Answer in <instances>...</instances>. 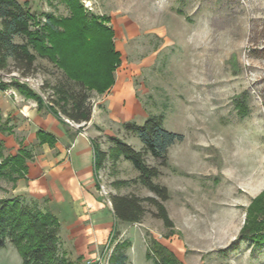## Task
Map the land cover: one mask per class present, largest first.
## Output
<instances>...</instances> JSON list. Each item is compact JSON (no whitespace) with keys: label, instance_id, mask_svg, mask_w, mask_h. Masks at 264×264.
<instances>
[{"label":"rangeland","instance_id":"374dc122","mask_svg":"<svg viewBox=\"0 0 264 264\" xmlns=\"http://www.w3.org/2000/svg\"><path fill=\"white\" fill-rule=\"evenodd\" d=\"M18 1H28L41 23L47 14L72 15L67 0ZM79 2L87 16L111 28L121 55L113 86L103 93L89 92L97 111L92 124L98 131L95 141L108 152L111 137L142 150V141L127 132L124 123L143 125L150 115H162L164 127L183 134L184 140L170 147L167 166L149 153L145 157L160 170L154 181L169 190L164 205L173 228L166 227L156 216L157 208L145 202L140 222L117 220L113 230L109 218L107 226L106 219L92 221L96 227L88 226V239L82 233L86 226L66 223L60 253L71 260L84 255L79 264H109L115 245L125 241L126 264H154L155 255L148 258L147 252L157 241L182 264H264V248L252 255L251 241H237L249 205L264 190V0ZM35 63L40 74L30 78L10 68L0 70L2 95L15 97L11 90L20 81L47 105L59 101L56 88L68 81L65 73L47 58L38 56ZM128 83L136 99L130 96ZM4 84L9 88L5 90ZM2 117L13 125L10 116ZM71 125L77 126L73 121ZM5 136L0 132L4 154L16 153L7 142L18 143L22 137ZM23 139L36 159L45 156L34 138ZM46 154L52 158L51 151ZM138 176L129 160L108 158L100 170L101 185L94 190L102 207H113L111 194L155 196L137 181ZM118 180L129 183L115 186ZM12 185L0 178V197L11 196ZM90 209L79 214L86 224L91 223ZM101 227L107 228L104 235L99 234ZM72 229L77 241L69 239ZM0 264H23L10 241L0 249Z\"/></svg>","mask_w":264,"mask_h":264},{"label":"trees","instance_id":"16d2710c","mask_svg":"<svg viewBox=\"0 0 264 264\" xmlns=\"http://www.w3.org/2000/svg\"><path fill=\"white\" fill-rule=\"evenodd\" d=\"M72 15L57 18L47 14L44 23L36 19L28 1L0 0V70L10 68L23 78L38 72L37 57L47 58L63 70L67 82L56 88L59 101L48 105L50 112L61 122L67 118L85 126L92 118L93 105L89 92L92 89L103 93L115 83L114 72L121 63L120 53L115 50L111 28L87 16L79 0H67ZM16 37H23L21 42ZM33 49V50H32ZM78 87V90L73 88ZM6 90L9 84L2 85ZM14 88L25 98L37 102L38 108L45 105L43 98L27 83L15 81ZM0 114V132L14 133V125ZM82 126V127H83ZM127 132L136 134L143 143L142 150L120 138L111 137L113 145L109 152L103 150L94 140L95 170L100 171L108 158L115 162L120 158L129 160L139 171L137 181L155 196L111 194L114 229L117 220L140 222L146 212L144 203L157 208L156 216L168 228L174 227L164 202L170 198L165 185L154 181L160 170L146 162L149 153L168 165V152L171 146L184 140V135L164 127L162 115H150L143 125L136 122L124 123ZM38 145L54 146L57 138L44 130L36 133ZM20 147L15 154H4L0 138V178L16 183L26 177L28 162L34 159L33 151L19 140ZM128 180H118L115 186L128 184ZM100 178L97 186L100 187ZM61 224L53 212L34 198L10 196L0 198V249L10 241L22 257L23 264H79L83 256L69 259L65 252L60 253ZM251 241L252 255L264 248V190L255 197L247 209L245 223L237 241ZM147 257H154V264H182L166 247L153 241ZM125 241L117 243L109 258V264H126ZM232 247L231 249H235Z\"/></svg>","mask_w":264,"mask_h":264},{"label":"crops","instance_id":"0c3cea01","mask_svg":"<svg viewBox=\"0 0 264 264\" xmlns=\"http://www.w3.org/2000/svg\"><path fill=\"white\" fill-rule=\"evenodd\" d=\"M13 73L17 72L13 71ZM39 74L40 71L34 75ZM128 85L131 88L130 96L134 97L132 99H136L133 85L131 83H128ZM11 91L16 95L15 97L12 95L6 97L2 95L5 91L0 90V114L5 117L10 116V124L14 125V133L4 138L21 136L22 138L19 140H22L23 144V138L25 137L34 138L38 141L36 133L40 129L54 134L57 138V142L52 147L48 144L39 145L45 151V156L37 159L34 156V159L28 162L26 177L13 183L11 196L28 197L30 194H35L33 198L47 206L58 218L61 224L60 238L66 223L71 227L74 225L86 226V231H82V233L86 235L87 239L90 234L88 226L96 227L92 221L101 223L106 219L104 226H107L109 218L111 225H114L113 208L104 209L94 191L98 187L97 179L100 178V171L96 172L95 170L92 143L95 140L94 138L98 136V131L92 128V124H96L94 122L96 109L93 111L91 120L85 126H83L84 123L77 124L74 122L77 125L75 127L71 125L69 119H66V123L57 119L47 108L46 102L43 108L39 109L35 100L25 98L15 88ZM7 143L9 144L7 146L13 148V150H18L20 147L19 141L17 143L13 139ZM48 150L52 152V158L50 159L46 154ZM12 154L15 153L12 152ZM4 197L10 196L0 198ZM87 207L92 208L90 209V212H92L91 223L88 224L85 223L86 219L81 218V215H79L83 210L87 211ZM100 229L103 233L99 234L104 235L107 228L101 227ZM76 233L72 229V235L69 239L75 238L77 241ZM79 256L84 258V255Z\"/></svg>","mask_w":264,"mask_h":264}]
</instances>
